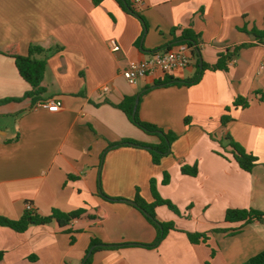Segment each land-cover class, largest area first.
I'll return each mask as SVG.
<instances>
[{
    "label": "crops",
    "instance_id": "crops-1",
    "mask_svg": "<svg viewBox=\"0 0 264 264\" xmlns=\"http://www.w3.org/2000/svg\"><path fill=\"white\" fill-rule=\"evenodd\" d=\"M132 7L144 24L117 0H0V100L30 89L6 51L26 55L32 44L50 50L35 54L46 57L42 100L0 103V217L18 220L27 204L40 216L83 211L65 227L54 220L21 232L0 225V264H82L92 238L152 243L156 231L139 210L106 200L97 189L99 182L106 195L130 200L137 190L151 201V178L180 212L156 206L157 218L178 230L153 247L98 249L90 264H241L264 249V101L254 94L264 92V43L251 34L264 31V0H142ZM186 29L197 35L198 47H191L188 66L126 82L121 71L130 60L174 49ZM109 39L118 51H110ZM245 43L253 44L227 70H204L189 86L147 89L167 75L192 78L196 61L211 65L219 52ZM134 95L141 120L177 134L171 152L156 165L145 148L125 145L107 150L101 161L108 145L122 139L159 142L116 107ZM240 96L246 106L233 104ZM52 99L61 102L57 111L40 105ZM225 135L258 158L250 171L223 149ZM182 165H195L196 174L182 173ZM232 208L254 209L262 218L226 222ZM179 229L207 232L208 239L191 243Z\"/></svg>",
    "mask_w": 264,
    "mask_h": 264
},
{
    "label": "trees",
    "instance_id": "trees-1",
    "mask_svg": "<svg viewBox=\"0 0 264 264\" xmlns=\"http://www.w3.org/2000/svg\"><path fill=\"white\" fill-rule=\"evenodd\" d=\"M101 0H93L94 4L99 3ZM117 2L128 12L136 15L138 19H140L141 23L144 24L143 17L134 10L132 7L135 3L134 0H132V3L129 2V0H117ZM251 34L255 37L256 41L259 43H264V31H260L257 29H252ZM182 40L179 43H186L188 46H191L193 50L198 52L197 47V35H194L190 29H186L182 32L181 35ZM253 43H245L238 46H235L232 50L226 49L224 52H219L218 57L215 61V63L208 65L205 62H201V65H199V62L196 61L197 72L192 78L189 79H176L172 76H164L161 79H156L152 86L147 87V89L151 87H157L162 85H169V84H177V85H192L196 83L204 70H227V63L233 58V56L237 55L238 51L241 48H246L249 46H252ZM50 50L45 49L38 45H29L28 47V53L26 55H20L16 54L14 51L9 50L6 51L7 54H9L14 59V63L16 65V68L18 70L19 75L21 78L26 81L30 85V89L24 93V95L20 98H5L0 100V103H7L10 101H19L22 98H30L32 103H35L37 101L42 100V95L45 92L44 87L41 85L43 74L45 71L46 66V57L38 58L35 56V54L41 53V52H48ZM193 52V51H192ZM255 96H257L258 100L264 101V92L255 91ZM134 102H135V95L134 96H125L121 102H119L116 107L122 110V112L126 115L128 120L147 134L156 135L159 138V142L155 144H148L144 142H138L131 139H122V141L111 143L108 145V147L104 150V152L101 155V161L103 159L104 154L107 150L119 147V146H125V145H132L140 148H145L150 156L151 161L153 164H159L162 157L170 154L171 152V144L172 142L177 138V134L173 131H164L157 125L146 122L141 120L138 117V104L136 105V108L134 109ZM235 106L241 105L246 106L247 100L245 97H238L233 103ZM228 109V108H227ZM229 118L227 116L221 117V123L225 124L226 121ZM184 121H187L185 119ZM224 140H226V144L222 147L224 150L227 149L228 152L231 153L233 159L236 161L238 166L245 170L250 171L251 168L258 162V158L250 153L247 152L240 144L233 141L232 138L229 135H225L223 137ZM180 170L184 174L188 175H195L196 174V166H189V165H182L180 167ZM169 180V174L167 172H163V178L162 183L166 184ZM150 185V191L152 200L146 201L143 199L136 190V193L133 197V201L136 203V205H133L137 210H139L143 216L146 218V220L154 227L156 231L155 239L152 243L145 244V243H137V242H131V243H116V244H108L103 243L99 239L92 238L90 241V244L88 248L85 251V254L82 258V261L84 260L83 264H90L91 262V256L94 251L98 249H111L116 248L120 246H128V245H140V246H147V247H153L156 246L159 241H161L162 238L167 234L169 230L174 229V224L172 222L167 221H160L157 218L155 208L156 206L165 205L167 206L172 212L178 214L179 211L176 208L175 205H173L169 200L164 199L160 197V195L156 191V182L154 178H151L149 180ZM98 193L99 195L109 201H121V202H127V199L122 197H112L106 195L102 189L101 185L98 182L97 185ZM82 209H78L75 211H71L68 213L61 212L59 210L53 209L49 215L46 216H40L36 214H31L30 212H25L24 215L18 219V220H10L4 217H0V225L8 226L18 232H21L26 229V227L31 224H47L51 222L52 220L56 221L60 227H65L67 224L74 218L79 217L82 214ZM262 218V213L259 211H256L254 209H227L225 211L224 220L226 222H244L249 223L253 220H260ZM225 229V228H224ZM223 228H218L216 230H224ZM238 231V228L231 229L230 233H235ZM66 232H71L70 229H66ZM188 240L191 243H200V242H206L208 239L207 232H187L186 233ZM74 236H70V242L72 243L74 241ZM208 264V263H205ZM241 264H264V249L257 254L249 257L245 261H243Z\"/></svg>",
    "mask_w": 264,
    "mask_h": 264
},
{
    "label": "built area",
    "instance_id": "built-area-1",
    "mask_svg": "<svg viewBox=\"0 0 264 264\" xmlns=\"http://www.w3.org/2000/svg\"><path fill=\"white\" fill-rule=\"evenodd\" d=\"M134 3L141 5L142 0H134ZM108 47L112 52L119 49V45L114 39L108 40ZM190 49L191 46H188L186 43H178L174 49L154 51L145 58L130 60L121 71V75L128 84L135 85L139 79L148 75H153L157 72L170 73L185 68L189 64ZM108 88V85H102L101 87L103 91L108 90ZM40 105L49 111H57L61 102L52 99L42 101ZM26 209L30 211L31 206L27 204Z\"/></svg>",
    "mask_w": 264,
    "mask_h": 264
},
{
    "label": "water",
    "instance_id": "water-1",
    "mask_svg": "<svg viewBox=\"0 0 264 264\" xmlns=\"http://www.w3.org/2000/svg\"><path fill=\"white\" fill-rule=\"evenodd\" d=\"M200 65H201V61H200ZM137 103H138V95H136V97H135L134 109L136 108ZM127 203H129L131 205H136V203L130 199H127ZM83 262H84V260L82 261V264H83Z\"/></svg>",
    "mask_w": 264,
    "mask_h": 264
},
{
    "label": "rangeland",
    "instance_id": "rangeland-1",
    "mask_svg": "<svg viewBox=\"0 0 264 264\" xmlns=\"http://www.w3.org/2000/svg\"><path fill=\"white\" fill-rule=\"evenodd\" d=\"M140 129V128H139ZM143 131V130H142ZM156 186V185H155ZM162 206H164V208L165 209H167V210H170L167 206H165V205H162ZM171 211V210H170ZM179 211V210H178ZM174 213V212H173ZM176 214V213H175ZM176 215H180V212L178 213V214H176ZM173 230H178V228H176L175 226H174V229ZM179 231H182V232H184L185 234L188 232V231H185V230H181V229H179Z\"/></svg>",
    "mask_w": 264,
    "mask_h": 264
}]
</instances>
